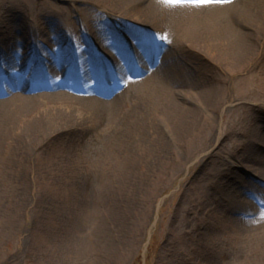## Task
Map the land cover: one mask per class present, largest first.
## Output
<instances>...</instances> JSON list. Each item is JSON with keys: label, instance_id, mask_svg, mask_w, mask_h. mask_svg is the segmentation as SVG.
<instances>
[{"label": "bare ground", "instance_id": "bare-ground-1", "mask_svg": "<svg viewBox=\"0 0 264 264\" xmlns=\"http://www.w3.org/2000/svg\"><path fill=\"white\" fill-rule=\"evenodd\" d=\"M33 2L27 20L21 22L23 29L7 30L17 34L16 41L0 52V70L6 75H0V158L12 162L9 168L20 182L27 173L23 163L31 156L36 159L35 147H39V142L51 138L47 144L55 147L65 137L80 134L92 120L104 128L112 127L110 141L125 140L127 148L123 153L127 152L129 163L147 157L166 164L172 159L186 158V144L193 139H198V146L213 144L219 112L224 106L233 113L240 109L238 127L228 131L231 143L213 147L204 158L212 156L211 164L199 170L211 177L210 185L202 176H195V188L187 195L183 209L195 215L196 228L202 225L210 233L217 222L222 230L235 232L236 238L253 243L251 254L243 257L240 264L249 260L264 264V217L257 218L255 213L256 220L248 219L239 228L233 215L246 214L251 208L243 192L251 201L264 204V123L259 117L264 106L235 95L227 81L190 83L186 61L188 54H196L207 63L215 61L232 78L250 70V62L261 52L251 38L253 32H264V0H222L215 4L186 1L192 4L190 8H181L179 4L169 8L158 0ZM42 2L48 12L55 9L57 23L52 36L37 25L44 15L37 8ZM88 5L121 11L118 28L123 30L118 31L107 19L100 24L92 18L90 28L85 26L81 18ZM169 22L175 28L180 48L158 47L148 42L153 40L157 28H169ZM29 60L37 64L41 81ZM179 79L184 85L175 87ZM260 82L264 87V79L260 78ZM146 84L153 95L141 93ZM129 91L134 92L136 99L151 97L153 104L138 99L131 112L123 113L121 104ZM237 99L239 102L234 104ZM66 147L68 150L65 143ZM116 148L118 152L122 150L118 145ZM139 148L143 149L141 153ZM107 154L114 159L117 152L108 150ZM228 157L233 158L235 166L247 169L248 177L232 173L233 179L228 181ZM39 161L35 160L34 166L39 167ZM237 184L244 190H237ZM125 202L122 197L107 206L106 214L98 219L97 229L94 227L96 238L86 246L96 257L107 253L108 248L113 250L115 245L110 240L115 241L118 230H123ZM141 224L138 220L131 234ZM251 232L253 236H249ZM188 238L197 241L195 237ZM203 244L198 246L200 250Z\"/></svg>", "mask_w": 264, "mask_h": 264}, {"label": "rangeland", "instance_id": "rangeland-1", "mask_svg": "<svg viewBox=\"0 0 264 264\" xmlns=\"http://www.w3.org/2000/svg\"><path fill=\"white\" fill-rule=\"evenodd\" d=\"M46 1L55 3V0ZM60 1L65 4L69 2ZM158 1L169 8L175 4H179L181 8H190L192 4L186 1L193 0ZM216 1L222 0H203V3L215 4ZM33 7V0H0V52L17 39L14 37L17 34L7 30L24 26L21 22L27 20ZM45 7L43 2L37 6L39 13L44 12L37 25L43 26L45 34L52 36V28L57 23L53 16L55 9L52 8L51 13ZM103 7L88 5L84 8L82 23L84 21V25L90 28L92 18L97 19L100 24H103V19H107L112 26L118 28L121 11ZM167 27L169 28H157L155 34L164 41L163 46L180 48L173 24L169 22ZM119 29L121 28L118 31ZM155 34L150 42H155ZM252 37L261 52L250 62V70L239 72L235 78L228 77L224 68L215 61L207 63L196 54H188L187 79L190 83L204 85V82L223 84L227 81L229 90H233L235 95L238 93L244 100L253 104L260 103L259 107L264 106V87L260 82V78L264 79V74L261 73L264 70V32H253ZM28 64L37 70L35 62L29 60ZM36 72L40 76L38 70ZM3 73L0 70V75ZM177 83L174 84L175 87L183 84L182 79ZM117 88L120 90L121 86ZM142 92H147L146 96L154 94L151 88L147 89V84L143 86ZM124 97L121 104L123 113L128 110L131 112L138 99L143 103L149 101L150 105L153 104L151 97L136 99L131 91ZM237 102L239 99L233 103ZM225 109L224 106L216 117L213 144L198 146V139H193L186 144V158L172 159L166 164L147 157L138 159V162L131 160L129 163L127 152L123 153L127 148L125 140L110 141L109 135L112 133L109 131L112 127L104 128L94 120L80 134L73 138L65 137L54 144L55 147L47 144L51 138L39 142V147H35L36 159L31 156L23 163L27 173H24L21 182L19 176L9 168L12 162L0 158V264H240L243 257L251 254L253 243L236 238L235 232L231 234L228 230H222L223 227L217 222L210 228V233H213L211 237L203 229L204 226L196 228L195 215L187 214L183 209L186 208L187 195L195 188V176H202L200 178L208 186L211 183L207 172H199L201 167L211 164L209 160L212 156L204 159L205 155L218 143L228 146L231 143L228 137L230 130L238 127L236 122L240 109H235V113ZM260 112V121L264 123V112ZM65 143L68 150L67 147L64 148ZM117 145L122 148L119 152ZM139 149L138 153H141L143 149ZM108 150L117 152L114 159L108 156ZM3 154L7 155V151L4 150ZM228 159V181L233 179L232 173L248 177L247 169L235 166L232 157ZM35 160H40L39 167L34 166ZM239 188L240 186L236 189ZM240 190L244 188L241 187ZM243 194L251 208H248L246 214L233 213L239 228L244 227L248 219L256 220V214L259 215L257 218L264 217V204L253 202L244 192ZM122 197L126 199L123 230H118L115 241L110 240L115 245L113 250L108 248L105 250L107 253L96 257L86 250L87 243L96 238L94 227L97 229L98 219L106 214L107 206L113 205ZM204 199L209 203V199ZM212 216L215 217L213 214ZM138 220L142 224L131 234ZM253 232L249 236H253ZM188 236L197 238V241ZM202 244L200 250L198 246ZM247 264H257V260H249Z\"/></svg>", "mask_w": 264, "mask_h": 264}, {"label": "snow or ice", "instance_id": "snow-or-ice-1", "mask_svg": "<svg viewBox=\"0 0 264 264\" xmlns=\"http://www.w3.org/2000/svg\"><path fill=\"white\" fill-rule=\"evenodd\" d=\"M193 2H198V0H193Z\"/></svg>", "mask_w": 264, "mask_h": 264}]
</instances>
